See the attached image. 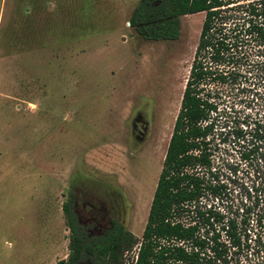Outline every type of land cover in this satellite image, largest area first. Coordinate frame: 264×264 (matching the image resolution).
Wrapping results in <instances>:
<instances>
[{
  "label": "rangeland",
  "instance_id": "obj_1",
  "mask_svg": "<svg viewBox=\"0 0 264 264\" xmlns=\"http://www.w3.org/2000/svg\"><path fill=\"white\" fill-rule=\"evenodd\" d=\"M138 1L0 0V264L66 258L64 202L87 235L116 221L140 237L204 12L180 16L175 40H143L127 22ZM224 1L239 29L240 6L254 0ZM242 37L203 170L222 193L201 209L222 221L239 218L263 177L242 154L249 127L264 134V49ZM221 240L226 264H264L261 228L239 247Z\"/></svg>",
  "mask_w": 264,
  "mask_h": 264
},
{
  "label": "trees",
  "instance_id": "obj_2",
  "mask_svg": "<svg viewBox=\"0 0 264 264\" xmlns=\"http://www.w3.org/2000/svg\"><path fill=\"white\" fill-rule=\"evenodd\" d=\"M228 3L139 0L134 5L128 26L143 40L151 41L177 39L179 17L204 12L145 222L140 237L115 221L102 233L87 235L69 203L64 202L61 207L69 230L68 253L54 264H226L222 232L236 247L256 227L262 229L264 238V134L258 125L244 132L253 142L242 154L254 162L256 169H262V182L254 187L252 201L241 209L239 218L225 221L214 206H200L205 194L217 202L221 200L222 185L208 182L203 170L211 169L208 136L214 134L218 90L235 79L230 70L235 59L229 50L241 44L243 35L264 49V0L240 6L243 10L239 29L235 24L227 25L229 18L224 12ZM259 61L264 63V52ZM241 132L234 130L236 137L242 136ZM184 216L189 220H182ZM132 249L134 259L127 262L126 253Z\"/></svg>",
  "mask_w": 264,
  "mask_h": 264
},
{
  "label": "flooded vegetation",
  "instance_id": "obj_3",
  "mask_svg": "<svg viewBox=\"0 0 264 264\" xmlns=\"http://www.w3.org/2000/svg\"><path fill=\"white\" fill-rule=\"evenodd\" d=\"M76 216V215H75ZM77 218V217H76ZM112 222V221H111ZM116 222V221H115ZM110 225H111V223H110ZM110 227V226H109Z\"/></svg>",
  "mask_w": 264,
  "mask_h": 264
},
{
  "label": "built area",
  "instance_id": "obj_4",
  "mask_svg": "<svg viewBox=\"0 0 264 264\" xmlns=\"http://www.w3.org/2000/svg\"><path fill=\"white\" fill-rule=\"evenodd\" d=\"M134 256H135V254H134Z\"/></svg>",
  "mask_w": 264,
  "mask_h": 264
}]
</instances>
